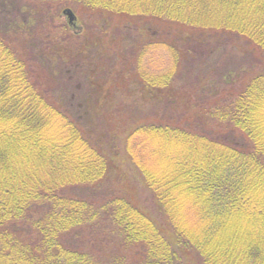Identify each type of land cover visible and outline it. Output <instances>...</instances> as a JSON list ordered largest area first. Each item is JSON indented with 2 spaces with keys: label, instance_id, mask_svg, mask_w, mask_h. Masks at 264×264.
Segmentation results:
<instances>
[{
  "label": "trees",
  "instance_id": "16d2710c",
  "mask_svg": "<svg viewBox=\"0 0 264 264\" xmlns=\"http://www.w3.org/2000/svg\"><path fill=\"white\" fill-rule=\"evenodd\" d=\"M9 1L0 264H264V69L237 93L203 83L227 71L228 38L264 51V0ZM54 3L88 18L83 36L40 35L69 28L37 15ZM181 90L199 92L190 120Z\"/></svg>",
  "mask_w": 264,
  "mask_h": 264
},
{
  "label": "rangeland",
  "instance_id": "374dc122",
  "mask_svg": "<svg viewBox=\"0 0 264 264\" xmlns=\"http://www.w3.org/2000/svg\"><path fill=\"white\" fill-rule=\"evenodd\" d=\"M7 5H11V1L7 0ZM65 7H69V6H66V4L64 6L63 5L59 6L58 4L54 3V5L51 6L50 8H47V9L39 8L38 9L37 15L42 13V15H44V17H49V20H51L53 17H56L55 23L57 26L61 25L62 22L66 23L67 25L70 24L69 28H67V31L63 28L61 29V28L56 27V26L52 27L51 24H48L47 27H50V29L49 30H43V33L40 35H42L44 37L47 35H49L50 37H54V35L61 37V35L65 36L66 33H69V34L71 33L72 35H74L75 37L78 38V37H81L85 34V22L84 21L87 20L88 18H85L83 15H81V13L77 12L76 15H78V17H79V14H80L81 15L80 19H82V20H80V21L77 20L76 15H75V19L73 20V22H71L69 20V16L65 13V10L68 8H65ZM44 10H46V11L49 10V12L44 14ZM62 10H63V12H62ZM49 20H47V21H49ZM128 21L130 22L129 25H131V22H133L134 19H129ZM89 22L90 21L88 20L87 23H89ZM172 26L174 29L179 28V24H173ZM37 30L40 33L41 30L36 29V31H35L36 33L38 32ZM60 31H61V33H60ZM151 31H154V29L151 28ZM212 33L217 34L218 32L214 31ZM44 34H47V35H44ZM206 35H208V34H206ZM219 36H221V38H222V34H218L217 36L211 37L209 39L212 40L213 44L224 42L226 37H223L221 40L219 38ZM233 40H234L233 38H228V40H226L224 42L225 45H227V47H226V50L224 51L225 53L224 52H223L224 54L221 53V56H222V59H224V65H226L225 68H227V71L225 73L221 72L219 77H217L219 72H217V75L216 74H210L209 77L204 79V81H203V83L205 84V88L208 87V85L212 84V81H213V82H215V84H219L221 86L219 92L220 91L223 92L224 90L229 89L230 91H232V93H234V92L237 93L238 90L245 84V82L249 79V77L252 74H254L256 71H258L260 69H264V51H262L260 49H256L255 47L253 48V46H254L253 44H252L253 45L252 46V45H250L244 41H240L241 43H238V42L233 41ZM66 41H69L68 37H67ZM15 45H17L20 49L22 48V46L20 45V43L18 41L15 42ZM251 50H253L254 54H255V57H254L255 64L253 65L254 68L251 66L246 67L245 65H243L244 62L241 61V57H243V58H244V56L250 57V56H248V54L245 55V53H247ZM219 51H221V50H219ZM157 53H159V55L155 56V59H154V60H156V62H155L156 67L155 68L158 67V69L163 68L166 70V68L169 66V62H170V58H171V56L169 55V52H167V51L164 52L163 50H158L156 52V54ZM160 53H162V54H160ZM21 54H22V52H21ZM218 55H219V53H215V55L212 57V59L205 61L206 64L207 63L208 64L214 63L213 60L217 59L218 57H216V56H218ZM256 61H260V62L256 63ZM228 65H230L229 68H228ZM237 66L244 68L245 72L242 69H239V68L236 69ZM155 70L156 69H154V71ZM235 70H236V72L239 73V76L234 75ZM68 71H70V70L68 69ZM68 71L66 70L67 76L69 75ZM162 71H164V70H162ZM36 72H37L36 76L39 77L41 84L47 85L48 84L47 82L50 79L48 78V74H47L46 70H44V68L41 67V68H38L36 70ZM229 72H231V73H229ZM225 75H228V77L232 76V78H233V80H231L227 85L225 84L226 82L224 81ZM189 78H191V79L188 80L187 82L190 83V81L192 80V82L197 86L198 80L193 75H192V77H189ZM217 78H218V80H217ZM184 81H185V79H180L179 83L182 85ZM56 87H57L56 90L59 89L57 84H56ZM199 89H202V86H198V90ZM196 92L198 95L199 92L197 90H195L194 93L196 94ZM194 93L192 91H189V90H183V91L181 90V93H180V95L182 96L181 99L184 101L185 104L187 103L188 107H190L189 113H187L185 115V117L189 118V120L192 117L195 118V113L202 109V107L200 108V105H198V106L194 105L196 100L200 99L196 95H194ZM196 103H199V101H197ZM201 113H202V111H201ZM140 192L142 193L143 198H146L149 195V193H146L144 190H141ZM148 205L150 206L151 203H149ZM94 244H95V241L89 243V245H94Z\"/></svg>",
  "mask_w": 264,
  "mask_h": 264
},
{
  "label": "water",
  "instance_id": "95a60500",
  "mask_svg": "<svg viewBox=\"0 0 264 264\" xmlns=\"http://www.w3.org/2000/svg\"><path fill=\"white\" fill-rule=\"evenodd\" d=\"M65 13L69 16V20L73 22V20L75 19L74 12L70 8H68L65 10Z\"/></svg>",
  "mask_w": 264,
  "mask_h": 264
}]
</instances>
